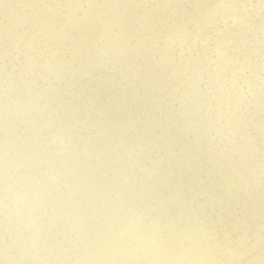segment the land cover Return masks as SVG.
Returning <instances> with one entry per match:
<instances>
[{
	"label": "rangeland",
	"instance_id": "rangeland-1",
	"mask_svg": "<svg viewBox=\"0 0 264 264\" xmlns=\"http://www.w3.org/2000/svg\"><path fill=\"white\" fill-rule=\"evenodd\" d=\"M10 6L0 18V212L23 214L26 226L1 230L0 219V264H224L214 237L227 252L253 245L263 263L264 187L255 182L264 163L258 147L246 169L243 159L253 100L264 115V0H0V14ZM170 91L182 95L179 108ZM117 98L124 107L113 112ZM160 110L179 120L156 133L146 122ZM188 120L216 148L224 142L221 166L236 172L223 177L192 130L180 136L191 148L179 149ZM101 129L109 136L91 140ZM25 184L35 190L29 203ZM180 188L189 197L169 193ZM69 218L76 229L55 223Z\"/></svg>",
	"mask_w": 264,
	"mask_h": 264
},
{
	"label": "bare ground",
	"instance_id": "bare-ground-1",
	"mask_svg": "<svg viewBox=\"0 0 264 264\" xmlns=\"http://www.w3.org/2000/svg\"><path fill=\"white\" fill-rule=\"evenodd\" d=\"M18 1H20V0H12V2H13V4H16ZM7 11V12H6ZM13 11H14V7L13 6H10V7H8L7 9H5V12L6 13H9V14H6V13H2V14H0V18H1V20H4L5 18H7L8 16H10V15H12L13 14ZM236 17V16H235ZM237 18V17H236ZM233 19H235V18H233ZM232 19V20H233ZM249 25H251V23L249 24ZM248 25V26H249ZM1 26V25H0ZM13 31H14V29H13ZM250 31V30H249ZM13 32L12 31H10V32H8V34H6L5 35V37H9V36H11L12 37V34ZM12 34V35H11ZM8 39V38H7ZM193 45V44H192ZM143 50H145V49H143ZM201 50V49H200ZM196 53V52H195ZM194 53V54H195ZM183 54V53H182ZM185 54V53H184ZM193 54V55H194ZM198 53H196L195 55H197ZM143 55H144V53H143ZM183 56H185V55H183ZM191 57V56H190ZM189 57V58H190ZM188 58V59H189ZM155 59V58H154ZM172 60L173 59H169V60H166L168 63H172ZM1 61V60H0ZM191 61V60H190ZM154 62H157L156 60L154 61ZM259 63V62H258ZM260 64V63H259ZM160 67V66H159ZM39 70H41V67L39 68ZM154 70V68H152L151 69V71H153ZM79 73H81V74H83V71L82 72H79ZM16 74L17 75H19V76H21V74L23 75V73L22 72H19V70H16ZM80 74V75H81ZM122 74V73H121ZM79 75V74H78ZM126 75H130V73H126ZM114 78V77H113ZM112 78V79H113ZM36 82H37V80H36ZM256 82H258V81H256ZM255 82V85H256V91H260V89H261V87L263 86V82H258V83H256ZM133 84V83H132ZM111 84H109V83H107L106 84V86H110ZM168 91V89H164V91ZM3 90L0 88V93L2 92ZM4 93V92H3ZM10 93H12V92H10ZM18 93V92H17ZM182 93V92H181ZM15 95V94H14ZM168 95H169V97L171 98V100H173V102H172V104H173V107H175V108H179V105L178 104H180V103H178L181 99H182V95L181 94H179V93H177V92H174V94L172 93V91H170V92H168ZM213 95H216V94H214L213 93ZM13 96V94L11 95V97ZM0 97H2V96H0ZM6 97V96H5ZM4 96H3V99L5 98ZM9 97V96H8ZM10 97V98H11ZM7 98V97H6ZM13 98H16V97H13ZM9 99V98H8ZM11 100H12V98H11ZM10 100V101H11ZM208 100H209V98H208ZM207 100V101H208ZM148 101V100H147ZM252 101V100H251ZM255 103H254V105H253V103H251L250 101V103L252 104V106H254V108H252V111L251 112H249L248 111V109H247V114H248V118L249 119H251L252 120V126L251 127H248L247 129H246V133L247 134H249L248 135V141H247V153L245 154V157H244V159H243V164H244V168L246 169V168H248L249 166H250V160H251V158L253 157L252 156V153L254 154V152L255 153H257L258 152V148H259V160H258V162H260V163H264V115H263V112H262V109L261 108H257V105H258V100L257 99H255V100H253ZM8 102V101H7ZM4 104H5V102H4ZM251 104H248V106L250 105V109H251ZM255 104H256V106H255ZM8 105V104H7ZM18 105V104H17ZM25 105V104H24ZM23 105V106H24ZM262 105H264V102L261 104V106ZM0 106H2V104L0 105ZM4 106V105H3ZM23 106H22V108H23ZM194 106H196V104L194 103ZM7 107V106H6ZM19 107V106H18ZM124 107V104H123V102L120 100V99H116L115 100V105H114V109H113V112L114 111H116V110H118V109H122ZM191 107H192V105H191ZM4 108H5V106H4ZM25 109L27 108V107H24ZM209 108V107H208ZM262 108H264V106H262ZM9 109H10V107H9ZM185 109V108H184ZM2 110H4V109H2ZM1 110V111H2ZM161 111L162 110H160L158 113H156V114H154V115H152L150 118H149V120H148V118H147V122H146V125L148 126H152V129L156 132V133H159L165 126H166V122L167 121H178L179 120V117H174V118H172V117H169L166 121H163L161 118H160V114H161ZM234 111V110H233ZM113 112H111V114L113 113ZM126 113H130L131 111H125ZM168 112L169 113H171L172 112V106L170 107L169 106V108H168ZM111 114H109L108 115V118L109 117H111V118H114V116L113 115H111ZM114 114V113H113ZM193 114L195 115V118H197V115H196V111H194L193 112ZM198 114H200V112L198 113ZM228 114H230L229 112H228ZM6 115V114H5ZM131 116H133V115H131ZM181 117H182V115H181ZM186 117H187V114H186ZM116 118V117H115ZM232 118V117H231ZM118 120H120V118L118 119V118H116L115 119V122H117ZM133 120H135L134 118H133ZM146 120L145 119H141V123H140V125L139 126H141V127H144L145 126V124H144V122H145ZM236 123V122H235ZM217 126H219L218 127V129H222V126L223 125H217ZM231 126V125H230ZM194 128H196L195 130H194ZM229 128V127H228ZM185 129H188V130H192L195 134H199L200 136H199V139H197V141L198 142H200L201 144H198L199 146H202V149L207 153V155H209V154H211L213 157H214V163L217 165V168L219 169V170H217V171H219V172H221L222 173V176L224 177V173L227 175V177L228 176H230L231 175V173H230V171H229V167L231 168V170L232 171H234V172H236V170H233L234 169V166L232 165V164H229L228 163V165L226 166V164H225V166L224 165H222L221 166V164H224L225 162H224V158H223V156L221 155L220 156V151L218 152V155H217V152H216V150L215 149H221V147H224V142L222 143V145L221 144H219V146L216 148V146L215 145H213L214 143H212L211 142V140H213L212 138H209L210 136L209 135H207L208 136V138L209 139H211V140H209V139H207V137L205 136V129L204 130H202L201 132H200V130H198V128H197V126H191V124H190V120H188L187 122H186V124H182V125H180V129H179V131H178V133L175 135V138H174V142H178L181 146L179 147V149L180 150H187V149H190L191 148V142H189V141H181L180 140V136H181V134H182V132L185 130ZM232 129V128H231ZM236 129H232L229 133L230 134H232V133H234V131H235ZM228 131V130H227ZM93 133H91L92 134V139L91 140H93L94 138H95V135H96V138H97V135H99V139H102L103 137H106V136H109V133L107 134V133H104V130L103 129H101V132H98V131H96V130H93L92 131ZM208 132V131H207ZM105 134H107L106 136H104ZM19 135H21V134H19ZM211 135V134H210ZM263 135V136H262ZM211 137H214V136H211ZM22 138H23V134H22ZM215 138V137H214ZM88 140V139H87ZM93 141H96L95 139L93 140ZM173 142V143H174ZM2 143L3 142H1L0 144L2 145ZM27 144H28V146H32V147H38V146H36L37 144H32V143H30L29 141H27L26 142ZM154 142H146L143 146H146V145H150L151 146V148L154 146ZM4 145H9L8 143H5L4 142ZM3 145V146H4ZM183 146H185L186 147V149H184L183 148ZM214 146H215V148H214ZM2 147V146H1ZM258 147V148H257ZM8 148H9V146H8ZM3 149V148H2ZM7 149V148H6ZM10 149V148H9ZM148 149H150V148H148ZM158 149H159V144H158ZM158 149H157V153H158ZM11 151V150H10ZM13 151V150H12ZM254 151V152H253ZM252 152V153H251ZM5 153V152H4ZM9 153V152H8ZM12 153V152H11ZM71 153V152H70ZM73 153V152H72ZM71 153V154H72ZM10 154V153H9ZM153 154H155V153H153ZM6 155V154H5ZM4 155V156H5ZM12 156V155H11ZM13 156H14V154H13ZM155 156V155H154ZM169 156V155H168ZM167 156V157H168ZM5 157H9L10 158V155H6ZM167 157H165V158H167ZM221 157V158H220ZM13 158V157H12ZM223 158V159H222ZM242 158V156H241V154H240V151H238V152H235L234 154H233V156H232V160L233 161H235V160H239V159H241ZM166 164H167V166L169 165L168 164V160L166 159ZM202 165H204L205 164V162L204 161H202V163H201ZM208 165V167L210 168V170H212V175H214L215 174V172H216V170L214 169V167L213 166H211V164L209 163V164H207ZM189 171L190 172H193V168L192 167H190V169H189ZM149 176H150V174H149ZM215 176V175H214ZM174 179H177V176L176 177H174ZM204 178L202 177V178H200V180H203ZM199 180V181H200ZM200 182H202V181H200ZM18 183H21L19 180H18ZM193 183V182H192ZM42 185L44 186V188L45 189H48V188H50V185H48V184H44V183H42ZM255 185L257 186V188H259V187H264V179H262V178H256V182H255ZM257 188H254L253 189V191H255V192H250L249 194H252V193H257V192H259V191H256L257 190ZM264 188H262L260 191L261 192H264V191H262ZM21 192L23 191V193H22V198H25V194H26V196H27V203H29L31 200H32V198L35 196V190L33 189V187H32V185L31 184H25V186H23V185H21V187H20V189H19ZM242 190H243V186H242ZM173 189L172 190H170V192L169 193H172V196L173 197H189V192H188V190L187 189H183V188H180V189H178L176 192H174L173 193ZM210 192L208 191V192H205V196L206 197H208V194H209ZM0 196H1V183H0ZM48 204L52 207L53 206V196H50L49 198H48ZM258 207H259V205H257ZM182 210L185 212V213H187L188 212V208L187 207H182ZM141 213V212H140ZM135 214H139V212H136ZM6 216V220H5V224H4V227L3 228H1V230H3V229H8L9 227H10V224L12 223V224H14V225H16V226H14L13 228H15V229H18L19 227H24V226H26V222H25V219H24V216H23V214H20V215H18V216H12V214L10 213V212H5V213H2V212H0V219L3 217V216ZM264 217V216H263ZM262 218V217H261ZM261 218H260V221H262V220H264V219H262L261 220ZM222 219H223V217H222ZM72 218H69V219H67V220H59V219H56L55 220V223H59V224H61V225H65L69 230L71 229V230H74V229H76L75 228V226H74V224L72 223ZM3 221V220H2ZM1 221V222H2ZM122 222H118V224H121ZM225 224H227V222L225 223ZM224 224V225H225ZM223 224H221L220 226H224ZM244 225V224H243ZM242 225V226H243ZM227 226V225H226ZM241 226V227H242ZM248 226H250L249 225V223H248ZM228 227H230L229 226V224H228ZM228 227H226V228H228ZM232 227V226H231ZM246 227V226H245ZM244 227V228H245ZM252 227V226H251ZM257 227V226H256ZM244 228H243V230H244ZM53 229H54V226L52 227V228H50L49 230L51 231V232H49V233H51V235H52V237H56V234H53ZM221 229V228H220ZM225 229V228H224ZM228 229H230V228H228ZM235 229V228H234ZM246 229H248V228H246ZM250 229V228H249ZM254 230L253 231H256L255 229L256 228H253ZM70 230V231H71ZM118 229H116L115 230V232L117 231ZM231 230V229H230ZM230 230H228V231H230ZM251 231H252V228L250 229ZM259 230V229H258ZM258 230L256 231V233L258 232ZM264 230V229H263ZM110 231H111V233H113V231H114V228H111L110 229ZM224 230H222L221 229V231H220V239L222 240L223 238H224V232H223ZM227 230H226V232H228ZM232 231H234V233L233 234H236L237 232H235L236 230H233L232 229ZM252 231V232H253ZM241 232H242V230H241ZM244 232H247V231H245L244 230ZM243 232V233H244ZM248 232H249V230H248ZM248 232L246 233L247 235H248ZM30 233V230L29 229H25V234H29ZM166 233H169V231H166ZM239 233H240V231H239ZM250 233V232H249ZM256 233H254V234H256ZM263 233H264V231H263ZM232 234V236L234 237V235ZM241 234V233H240ZM245 234V233H244ZM244 234H241V235H244ZM246 234H245V236H246ZM230 236H231V234H230ZM229 236V237H230ZM236 237H237V235H236ZM236 237H235V239H236ZM254 237V236H253ZM252 237V238H253ZM242 238V237H241ZM240 238V239H241ZM234 239V238H233ZM232 240V238H230V242H234L235 244H236V240ZM254 239V238H253ZM259 239L260 238H258V241H256V243H258V242H260L259 241ZM262 239V238H261ZM137 240H138V243H141V244H143L144 245V242H143V239L142 238H137ZM213 244L215 245L214 247H212V250L213 251H220V252H222V255H220V257H219V259L220 260H222V263H224V264H239V263H237V261L239 260V258H244V257H246V256H249V257H251L252 258V261L250 262V263H246V264H256V262H258L259 261V259H258V261L256 260V262H254V260H255V257H256V254L259 252H256L255 251V249H254V251L256 252H252L251 251V249H252V247H253V245L248 249H246L247 251H243V250H245V248L244 249H241L242 251H240V249H239V251L237 252L236 250L238 249V248H236L237 247V245H236V247L235 248H232L231 247V249H236L235 250V252L233 251V252H231L230 251V247H229V251L227 252V250L226 249H228V248H225V241L224 240H222L221 242L218 240V238L217 237H214L213 238ZM256 240V239H255ZM227 243V242H226ZM251 243L252 244H254L252 241H251ZM229 245H230V243H228ZM227 244V246H229ZM222 245H224V251H223V248L221 249V246ZM246 245H248L247 243H246ZM255 245V244H254ZM254 248V247H253ZM261 249H262V247H260ZM259 248V249H260ZM226 250V251H225ZM256 250H258V249H256ZM262 251V250H261ZM240 252V253H239ZM262 252H264V250L262 251ZM257 256H258V254H257ZM261 256V255H260ZM259 256V257H260ZM149 257H154V255L153 254H151ZM262 258L263 257H261V260H262ZM154 259H156V257H154ZM246 261H248V260H246ZM264 261V260H263ZM264 263V262H263ZM261 261H260V264H263ZM199 264H209L208 262H206V263H199Z\"/></svg>",
	"mask_w": 264,
	"mask_h": 264
}]
</instances>
